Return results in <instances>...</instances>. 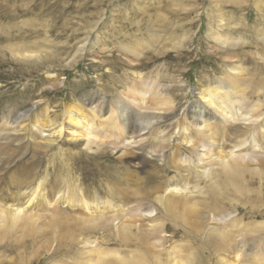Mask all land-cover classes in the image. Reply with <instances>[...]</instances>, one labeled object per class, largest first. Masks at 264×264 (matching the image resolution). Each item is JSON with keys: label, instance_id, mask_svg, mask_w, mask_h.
<instances>
[{"label": "rangeland", "instance_id": "rangeland-1", "mask_svg": "<svg viewBox=\"0 0 264 264\" xmlns=\"http://www.w3.org/2000/svg\"><path fill=\"white\" fill-rule=\"evenodd\" d=\"M229 73L231 77L252 78L264 83V0H0V120L10 110L18 114L29 110L33 114L32 111L38 112L44 105L51 117L60 119L67 106H74L82 111L94 138L97 136L102 142H89L88 145L86 138L81 137L48 143L44 141L45 136L39 138L40 133L34 127L27 129L28 126L23 132H11L15 141L23 138L22 145L31 140L50 145L41 164V176L45 175V167H51L48 171L53 174L55 171L66 175L67 170L63 169H68L71 161L78 168L73 170V176L81 175L79 178L84 185L90 184L89 187H95L98 180L97 184L105 182L104 173L100 171L108 172V166L137 176L138 168L116 155L102 153L104 147L111 148L110 142L118 139L115 127L110 124L115 113L112 116L106 108L101 112L103 117L99 118L93 116L91 109L96 104H113L120 98V92L127 90L134 81L153 82L154 87L157 86L155 90L172 97L173 106L156 109L155 100L150 105L137 101L127 103L135 121L146 115L160 118L151 119L153 129L142 131L139 140L135 139L136 143L131 139L119 144L127 153L140 145L151 152L168 135L170 141H181V133L169 115L180 118L189 104L205 103L209 96L202 91L209 85L208 81L218 76L230 77ZM159 92L153 94L156 100ZM221 102L215 99L222 108L221 114L216 115L223 114L228 120L225 113L231 110L222 107ZM90 120L92 124H89ZM263 138L264 133L258 141L261 147H264ZM187 147L189 145L181 148ZM21 150L18 154L23 152ZM255 150L264 157L263 148L256 147ZM200 163L204 165L206 161ZM215 168L216 165L212 166ZM256 171L246 176L250 183H241L239 190L221 186L215 194L223 207L231 212L230 217L241 218L229 233L240 251L249 253L247 262L250 264H254L250 261L253 256L264 258V162ZM197 179L193 177V180ZM195 182L189 187H197V193L205 195L209 190L207 194H214L204 181ZM104 190L91 189L92 193L98 191L95 199L100 208L107 200L103 196ZM61 207L64 208L61 212L69 215V207L65 204ZM79 212L77 209L71 214H82ZM43 213L49 214L48 211ZM155 213L142 212L147 216ZM174 216V210L162 209L157 220L166 219L183 229L184 223ZM118 221L110 224L108 233H117ZM156 221L141 223L153 225ZM132 232L139 230L132 228ZM19 234L17 232L14 237ZM65 234L64 231L59 235L56 233L54 237H58L59 243L54 242L49 252L41 251L39 256L34 252L40 242L32 246L25 243L27 247H21L17 252L0 250V264H77L73 261L79 257L82 261L90 256L97 257L98 250L103 254L115 250L124 257L136 253V245L102 243L101 236L105 234L102 229L93 236L88 235L92 233L81 235L69 251V236ZM169 234L162 235L166 236L164 247L143 255L147 264H171L170 256L190 252L202 257L201 264H221V261L235 257L233 253L222 251L203 252L201 241H187L188 238H182L181 234L169 239ZM86 239L88 244L82 242ZM65 243L68 248L63 246ZM55 244L61 248L54 251ZM49 253L53 256L48 257Z\"/></svg>", "mask_w": 264, "mask_h": 264}, {"label": "bare ground", "instance_id": "bare-ground-1", "mask_svg": "<svg viewBox=\"0 0 264 264\" xmlns=\"http://www.w3.org/2000/svg\"><path fill=\"white\" fill-rule=\"evenodd\" d=\"M21 55L26 56L22 53ZM229 75L230 77L218 76L208 81L209 85L202 91L209 96L205 103L189 104L180 118L169 115L170 120H174L178 133H181V141H170L168 135L159 141L157 149H151V152L144 145L138 146L131 153L119 147L120 143L131 139L136 143L135 139L141 136L142 131L153 129L152 120L160 118L156 115H146L139 116L135 121L132 111H128L130 106L127 103L137 101L150 105L155 100L156 109L159 106L171 108L173 100L170 95L155 90L157 86L154 87L151 81L138 80L129 85L127 90L120 92V98L116 102L113 100V104H96L91 109L93 116L98 115L100 118L101 112L106 108L112 116L115 113V119L110 124L118 133V139L110 142L112 147H104L102 153L116 155V158H121L130 166L138 168V175L132 177L129 171L130 174L108 166V172L105 171L107 169H104L105 172L100 171L104 173L102 177H105V182L97 184L100 182L98 180L94 184L95 187L84 185L79 178L81 175L73 176V170L78 168L72 161L68 169H63L67 170L66 175L62 176L55 171L53 174V171H48L51 167H45V175L41 176V164L47 157L50 145L42 144L40 140H31L22 145L23 138L15 141L11 133L23 132L28 126L27 129L34 127L40 133L39 138L45 136L44 141L48 143L61 138L77 140L82 137L86 138L88 145L89 142L100 144L98 137L94 138L92 135V129L81 110L67 106L61 115L62 118L57 119L49 115L47 105L41 107L38 112L32 111L33 114L29 113V110L18 114L9 109V113L6 112L7 115L0 120V250L17 252L21 247H27L25 243L32 246L40 242L34 252L35 256H39L41 251L49 252L54 242L59 243L58 237L55 238L54 235L64 231L66 237L69 236L70 251L81 235L92 233L88 235L93 236L97 230L102 229L105 230V234L101 236L102 243L112 245L111 241L117 246L136 245L135 255L124 257L118 255L115 250L104 254L101 253L102 250H98L97 257L90 256L83 261L79 257L73 263L147 264L143 255L164 247L166 236L162 235L170 233L169 239L181 234L182 238H188L187 241H201L203 252L222 251L235 255L231 260L221 261V264H250L247 262L249 253L240 251L241 249L232 242L234 239L229 233V229L236 226L241 218L230 217L231 212L223 207L221 199L215 197V194L216 189L221 186L239 190L241 183L249 184L246 176L256 173L257 168L264 162V157L258 155L255 150L256 147L264 149L258 143L260 134L264 133V83L252 78L244 80L231 77V73ZM155 92H159L157 100L153 95ZM205 95H202L203 99ZM215 99L222 100L221 106L231 110L225 113L231 121L223 114L216 115L221 114L222 108L215 103ZM182 145L189 147L183 149ZM21 148L23 152L18 154L22 151ZM203 161H206L204 165L200 163ZM215 165L216 168L212 169ZM193 177L207 183L214 194H207V190L206 197L197 193V187H189L190 183L196 184L195 181H199L193 180ZM92 188L98 191L101 188L106 189L103 196L107 197V200L103 203V208L98 206L95 199L98 191H94V194ZM112 203L116 208L114 212L113 208L111 209L114 207L111 206ZM64 204L69 207V215L61 212L64 209L61 205ZM128 205L131 207L125 210L124 207ZM77 209L82 214H71ZM162 209L168 212L174 210V217L180 218L184 223L181 224L183 229L166 219L157 220L162 214ZM235 210L243 211L240 208ZM43 211H48L49 214L45 215ZM143 211L156 213L147 216L142 214ZM116 219L119 220V224L115 226L117 233L110 234V224ZM145 221L156 223L142 224ZM132 228L139 232L133 234ZM17 232L20 234L14 237ZM45 234L50 235L49 239L42 237ZM82 242L89 243L88 239ZM63 246L68 248L66 243ZM57 248L61 246L55 244L54 251ZM52 254L49 253L48 257H52ZM200 258L195 252H190L187 255L170 256L169 261L171 264H201ZM250 261L254 264H264V258L253 256Z\"/></svg>", "mask_w": 264, "mask_h": 264}]
</instances>
